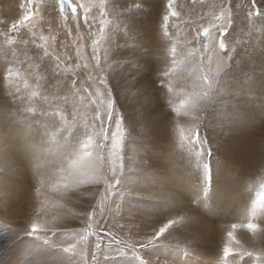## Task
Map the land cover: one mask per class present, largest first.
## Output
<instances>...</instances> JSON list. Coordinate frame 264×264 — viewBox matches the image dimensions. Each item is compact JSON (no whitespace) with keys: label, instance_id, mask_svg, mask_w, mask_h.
I'll list each match as a JSON object with an SVG mask.
<instances>
[{"label":"rangeland","instance_id":"rangeland-1","mask_svg":"<svg viewBox=\"0 0 264 264\" xmlns=\"http://www.w3.org/2000/svg\"><path fill=\"white\" fill-rule=\"evenodd\" d=\"M77 1L72 0L73 3ZM82 1L79 0L80 3ZM4 2L0 0L4 5L0 7V77H6L7 70L12 69L13 76L21 81L20 98L33 99L28 103L11 104L13 114L5 125L7 131L0 129L3 133L2 136L0 132V264H17L18 259L29 250L28 245L38 243L27 237L25 232L43 199L36 195L41 181L45 184L42 189L45 196L63 205L51 210L62 215V227H82L79 214L90 212L95 207L98 230H110L117 239L134 243L158 230L169 219L184 216L183 222L169 229L158 243L144 251L145 258H158L166 264H180V260L184 264H207L202 261L204 257H213L220 264H254L253 257L234 255L225 258L223 255V245L231 225L247 223L251 218L254 199H251L252 194L247 195V190L254 194L260 190L250 184L258 174L257 169L247 164L240 165L243 157L240 153L252 151L254 147H257L255 153L264 149V141L256 139L260 134L264 136V15L247 16L248 11L252 10L251 0H208L200 7L201 3L193 5L192 0H188L173 23L182 31L183 37L188 36L182 41L185 44L189 42V46L185 45L187 50L192 51L195 47L197 56L208 55L209 49L215 57L233 56L215 76L210 99L201 115L203 154L180 146L178 123H175L178 117L173 112L174 122L167 119L173 125L170 129L164 131L160 125L153 135L150 124L147 127L149 134L142 133L144 126H140L142 120L138 119L141 112L137 111L131 116L132 106L136 108V97L128 90L146 84L147 80L133 82L131 70L126 73L122 71V65L131 61L120 62L113 77L123 80L126 74L127 87L124 85L121 90V86L116 85V91L109 85L116 98V112L123 114L127 131L122 149L124 168L114 189L116 195H109L103 210L98 206L103 186L82 185L67 192L62 188L52 190L63 183L64 169L69 163L68 146L83 141L86 131L90 132V128H85V122L91 121L92 109L87 106V100L83 103L79 100L86 93H77L71 88V80H77V77V88H89L91 81L87 77L96 74V60L80 22L82 10L77 26L70 6L65 5L61 14L58 0H34L37 10L35 27L24 26L18 32L11 33L12 23L18 21L23 12L16 13L13 4ZM106 2L104 0L107 9ZM123 5H116L115 8L121 9ZM51 6H55L53 9L60 17L67 36L61 34L53 22L50 23L52 13L48 10ZM180 8H183L182 2L177 6V9ZM263 8L260 6L262 13ZM129 10V7L126 8L127 12ZM94 13L97 15L96 11L92 16ZM221 14L225 16L224 21L217 19ZM131 16L132 13L125 14V21L132 22ZM229 20L228 34L224 37L229 51L225 54L218 47L219 30L214 26L228 25ZM122 27L125 30L124 24ZM204 28H210L208 37L202 35ZM198 32L200 35H197ZM120 33L123 34L122 31ZM173 38L174 46L180 52L179 41L175 36ZM106 48L107 40L101 42L98 51L104 63H107V56L103 55ZM77 51L82 55L77 56ZM57 57L59 68L56 67ZM135 57L140 64L137 60L140 57ZM85 64L88 67H84ZM65 65L70 66L72 72L64 70ZM104 68L107 69V66L104 65ZM193 71L181 73L188 74V77L183 78L180 74L178 79H174L172 91L178 90L176 98L198 90L199 73ZM56 72L60 77L44 86L42 79L54 76ZM3 83L4 80L0 78V84ZM172 91L160 94L153 100H148L153 96L145 98L146 93L143 94L141 104L144 113H149L146 120L151 121L155 115L152 112L156 111H148L147 101L164 106L163 98ZM32 92L38 95L34 98ZM63 97H67V100ZM25 105L27 109H35L27 111L32 119L39 115L42 118L31 123L27 113L21 114L26 111ZM55 107L65 112L66 119L62 120L50 112ZM153 122H159L157 116ZM186 122L187 127L191 122L187 119ZM162 130L172 132L169 141L151 140ZM259 156L251 159V162ZM243 182L246 185L244 194L239 190ZM254 222L260 225L255 235L244 228L236 230L239 247L264 254V212L258 210ZM54 239L60 241L64 236L57 234ZM42 260L45 264H57L50 257H43ZM98 264H141V260L130 249L113 246L99 256Z\"/></svg>","mask_w":264,"mask_h":264},{"label":"snow or ice","instance_id":"snow-or-ice-1","mask_svg":"<svg viewBox=\"0 0 264 264\" xmlns=\"http://www.w3.org/2000/svg\"><path fill=\"white\" fill-rule=\"evenodd\" d=\"M196 2L197 0H192L193 4ZM199 2L203 4L204 0H199ZM175 3L176 0H168V12L163 16L165 30H167L168 23L172 18L180 16V13L174 7ZM58 4L61 14L64 13L65 5L71 7L72 14L77 21V26H79L81 19L80 10H82V19L84 24L89 26V31H91L92 21L95 20V16H92L93 7L96 8L101 17L99 20V35L92 40L91 47L96 60L95 67L100 69L101 74L95 76L89 74L87 77L95 85L94 90H90L91 86L84 89L77 88V80L75 78L71 80L72 89H75L77 93L80 91L86 93V96L82 95L79 97L80 102L83 103L87 100V106L92 109L91 121L85 122V128H90V132L86 131L83 141H78L76 145L68 146L70 154L69 163L68 167L64 169L63 183L57 184L52 190L57 191L62 188L64 192H67L82 185L103 186L104 190L99 194L98 205L103 210L105 201L108 200L109 195H116L114 189L119 184L118 177L124 168L122 149L123 141L127 134L124 128L123 114L116 112V98L112 93L107 75L104 74L105 69L101 67L100 57L97 55L101 41L107 39L104 31V26L109 23L105 18L107 16L106 6L104 0H101L98 6L86 5L80 3L79 0L77 3H73L72 0H58ZM251 6L252 10H249L247 13L249 18L264 15L261 12L260 6L257 5V0H251ZM22 9L24 14L18 21L12 23L11 33L18 32L24 26L35 27L34 20L37 10L34 0H25ZM90 16H92L91 20L89 19ZM217 19L224 21L225 16L221 14ZM230 23L231 21L229 20L228 25L217 24L214 26L219 30L218 47L225 54L229 50L224 37L228 34ZM209 33L210 28H204L202 35L208 37ZM197 35H200V33L198 32ZM45 55H48V53L45 52ZM81 55L77 51V56ZM178 56H180V53L173 46L171 66L167 71L162 73L164 77L178 79L181 73L193 70V66H195V70L198 71L200 77L198 90L183 94L173 106V112L178 118L187 119L191 122L187 127L183 124H177L180 146L203 154V141L200 136L201 115L210 99L215 76L228 65L233 56L215 57V54L211 53L210 49L208 55L197 56L196 50L193 49L192 51H188L183 56V59H178ZM56 67H60L58 57ZM84 67H88V65L85 64ZM13 75L12 69H8L5 79L10 82ZM16 75L18 77V73ZM55 75H59V73ZM25 86L27 87L26 81ZM168 88L171 91L173 90L171 84H168ZM16 91H20L18 86ZM31 95L35 98L38 93L32 92ZM63 99L66 101L67 97H63ZM29 111H35V109L30 108ZM50 112L57 114L62 120L66 119L65 112L59 107L52 108ZM208 154L211 155V152L209 151ZM44 187L45 184L41 181V186L36 189V195L43 197V199L35 209V215L30 218L25 232L27 237L38 243H34L18 259L17 264H45L44 260L38 259L39 257H50L57 264H98L99 256L103 252L110 250L113 246L121 249H130L141 260V264H166V262H162L158 258H145L144 251L158 243L169 229L185 220L184 216L169 219L158 230L145 236L143 240L128 243L122 239H117L116 235L110 230H98L96 220L98 212L95 207L90 212L79 214L82 227H62V215L59 212H52L51 210L53 208H62L63 205L53 202L50 197L45 196L42 191ZM117 209H119V205H117ZM258 210L264 212V184L260 185V190L256 193V198L252 202L250 210L251 218L248 222L244 224L233 223L231 230L227 232V239L223 245V255L225 258L234 255H239L240 257L247 256L254 258V264H264V254L254 253L239 247L240 241L236 237V230L240 228L247 229L253 235L256 234L260 228V225L254 222ZM121 227L123 226L121 225ZM61 233L64 239L56 241L54 238L57 234Z\"/></svg>","mask_w":264,"mask_h":264},{"label":"bare ground","instance_id":"bare-ground-1","mask_svg":"<svg viewBox=\"0 0 264 264\" xmlns=\"http://www.w3.org/2000/svg\"><path fill=\"white\" fill-rule=\"evenodd\" d=\"M204 1H208V0H204ZM24 2H25V0H5L4 3L5 4H9V3L13 4V9L15 10V12L17 11L19 13L20 11L23 12L22 5L24 4ZM82 2L84 4L90 5V6H92V5L98 6L101 3L100 0H86V1H82ZM181 2H182L183 8L177 9V6H179ZM122 3L124 5L121 9L115 8L116 5H119ZM187 3H188V0H176L174 7L179 12L180 10H183L185 8V5ZM199 3H200L199 0H197V2L193 5H196ZM106 4H107L106 10L108 11L109 14H107V17H105V18L109 21V23L106 26H104V31H105V28L107 27V32L105 31V33L107 35V39H106L107 40V48L103 51V55L107 56V57H105L107 59V63H104V61L101 60V67L104 68V65L107 66V69H105V68L104 69H105V74L107 75L109 84L116 91L118 90L117 86H119V85L121 86L120 87L121 90H123L122 87L124 85H125V87H127V85H126V74L123 75V77H125V79H123V80L118 78V77L114 78L113 76L115 75L116 68L119 67V64L121 61H126V60L131 61V62H126L122 65V67H123L122 71L124 73H126L127 71L131 70V73L133 75L132 81L135 83L141 82L143 80H147V82H146V84H143L140 86H135V88H133L132 90H128L131 93H133L134 96L136 97V99H135V107L136 108H134L132 106V112H131L132 115H131V113H130V115L133 116V114L137 111L141 112L138 119L142 120L140 126H144L142 133L149 134L147 127L150 124H152L151 125L152 126L151 127V133L153 135H154V131H157L158 126H160V125H162V127L164 128V131H165V129L166 130L170 129L171 126H173V125L167 119H171L172 122H174V119L172 117L173 113H174L173 112V105L179 100L175 96L176 92H178V90L172 91L171 93H169V95H167V96H165V98H163V101H165V104H166V105L164 104V106H161L158 102L148 103V101H147L146 107H148L147 108L148 111L151 112L153 109L156 110V111L152 112L155 115L151 119V121H148L145 119V117L149 113H144V108H143L141 102H142V98H144L143 96H145V95H146L145 98L153 96L151 99H148V100L157 99V96L169 91L168 84L173 85L175 83V80L173 78L164 77L162 75V73L164 71H167L168 68L171 66L172 48L174 46L173 36H175L176 39L179 41L178 42L179 44H177V45H179L178 48L180 49L179 50L180 52H178V53H180V56H178V58H180V59H183V56L188 52L185 45L189 46L190 45L189 42H186V44L184 42H182L188 36L183 37L182 31L179 28H177L176 26H173V23H174L176 18H172L169 21L168 28H167V30H165L163 16L166 15L168 12V8H167L168 0H134V1L107 0ZM2 5L3 4L0 3V7H2ZM202 5L204 6V3L200 4L198 7H200ZM257 5L264 7L263 0H257ZM53 7H55V6H51L50 9L48 10V12L52 13L50 23L53 22V24H54L53 26L56 29L59 28V30L61 31V34L63 33L64 35H66L67 32L64 29L63 23H61V20L59 19L60 17H58L56 15ZM128 7L130 8V10L127 12L126 8H128ZM95 9L96 8L93 7V12H96ZM114 11L116 12L115 14H113ZM263 11H264V8H263ZM127 13H132V16H131L132 22H128L127 19H126L127 22L125 21V19H124L125 14H127ZM22 16H23V13H21V17ZM93 16H95V20L92 21L91 31H89V26L84 24L83 19L80 21L83 29L86 31V33H84V35H85L84 37H85L86 41L88 42V46H90L89 48H91L92 40L96 36L99 35L100 17H98V12H97V15L94 13ZM134 18H136V19H134ZM89 19L91 20L92 16H90ZM123 24L125 25V30L122 29ZM96 30H98V31L95 32ZM232 30H233V27H232ZM120 31H122V33H123L122 35H121ZM191 40H193V39H191ZM175 47H176V45H175ZM193 49H195V47H193ZM98 53H97V55H98ZM100 53H102V50H100ZM135 56L140 57L137 59V60H139L140 64H138L135 61V59H136ZM131 57L133 59H130ZM67 62H68V60H67ZM94 65H95V63H94ZM193 67H194L193 70H195V66H193ZM64 70L72 72V69L70 70V66L67 67L65 65ZM193 70H189V72H192ZM95 71H96L95 75L101 74L100 71L96 67H95ZM56 73H58V72H56ZM54 76L49 75L47 78L42 79V84L45 86L50 81H56L60 77V75H54ZM181 76L183 78L185 76L188 77V74H181ZM0 78L4 80V83L0 84V129H2V131H3V128H5V130H6L7 126H5V125H7V123L9 122V119H11L10 118L11 113H12L11 112V104H14L17 102L18 103H28L33 98H30V97L28 99L20 98V91L19 92L16 91V94H15V90H16L17 86L19 87L21 85V81L16 79L14 76L10 82L8 80H6L5 77L4 78L0 77ZM77 80H79L78 77H77ZM162 83H163V85H162ZM90 86H91L92 90H94L95 85H93L92 81L90 83ZM144 93H146V94L143 95ZM124 108L127 109L126 107H124ZM24 109L26 111L21 110V111H25L21 114L27 113V111H29V108L27 109L26 105H25ZM29 112H31V111H29ZM28 116H29V114H28ZM155 116H157V119L160 122V124H159V122H153ZM26 118H24L26 120V122H27V119H30L31 123H33V122L41 119L42 117H41V115H39V116L34 117L33 119H32V116L31 117L29 116V118H27V119ZM144 119L146 121H144ZM175 123L183 124L184 126H186V124H187L186 119H183V118H178L175 121ZM36 128H38V127L36 126ZM36 128L34 129V131L36 130ZM230 128H232V127H230ZM226 130H227V128H226ZM226 130H224V131H226ZM2 131H0V132L2 133ZM32 132H33V129H32ZM31 134L32 133H30V136H32ZM34 135H37V134L35 133ZM2 136H3V133H2ZM171 136H172V132H163V130H162L160 134H158L156 137L151 138V140H155V141L167 140V141H169ZM36 138H38V137L36 136ZM33 139H34V136H33ZM256 139L264 141V136L260 134ZM25 142H27V141H25ZM255 149H257V147H254L252 151L247 150L245 153H240L241 155H243L242 160L240 161L241 166H243L244 164H247L248 167H249V165H251L250 168L254 169L253 167H255L257 169V170L256 169H254V170H256L258 174H257V176H254L253 179H251V183H250L254 189H256V187L260 188V185L264 184V149H262L259 153H255V151H254ZM257 156H259L260 158H257L256 161L251 162V159L254 160V158H256ZM232 179H233V177H232ZM245 186H246L245 182H243V184L239 187V190L242 194H244L243 188ZM250 194H252L251 199L256 198V193L254 194L253 192L247 190V195H250ZM31 245L32 244H29L28 248H30ZM38 259L42 260L43 257H39ZM202 261H204V263H207V264H217V263L220 264V262L218 260H215L213 257H204L202 259ZM179 263L184 264L181 260L179 261Z\"/></svg>","mask_w":264,"mask_h":264}]
</instances>
